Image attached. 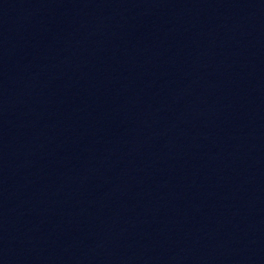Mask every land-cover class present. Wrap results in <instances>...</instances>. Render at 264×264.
<instances>
[{"label":"water","instance_id":"obj_1","mask_svg":"<svg viewBox=\"0 0 264 264\" xmlns=\"http://www.w3.org/2000/svg\"><path fill=\"white\" fill-rule=\"evenodd\" d=\"M0 264H264V0H0Z\"/></svg>","mask_w":264,"mask_h":264}]
</instances>
